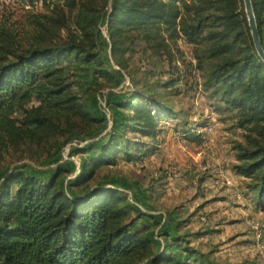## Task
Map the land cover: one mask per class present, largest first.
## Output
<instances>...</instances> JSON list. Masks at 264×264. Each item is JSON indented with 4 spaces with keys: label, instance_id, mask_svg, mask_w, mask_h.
Wrapping results in <instances>:
<instances>
[{
    "label": "trees",
    "instance_id": "obj_1",
    "mask_svg": "<svg viewBox=\"0 0 264 264\" xmlns=\"http://www.w3.org/2000/svg\"><path fill=\"white\" fill-rule=\"evenodd\" d=\"M13 1L30 8L40 2L44 10H27L22 24L0 16V160L10 149L49 144L50 153L63 143L52 145L53 138L105 125L88 97L104 83L118 87L123 75L131 89L122 86V95L107 101L123 118L116 125L111 119L103 140L69 149L81 158L65 183L72 165L58 164L47 178L23 165L0 170V264H217L176 229L164 231L165 242L156 248L148 231L135 227L145 213L127 193L90 181L99 168L143 146L128 134L152 138L160 121L177 118L155 92L156 83L148 84L146 73L136 77L130 55L140 49L172 61L177 40L184 38L205 45L194 54L200 69L210 64L204 86L238 112V125L248 132L233 168L247 180L254 205L264 208V61L254 48L243 0H98L100 7L97 0ZM251 3L264 48V0ZM65 10L74 14L73 28L60 37ZM102 11L104 42L117 69L106 66L97 40ZM81 65L91 66L99 80L85 91L75 71ZM175 249L186 258L176 260Z\"/></svg>",
    "mask_w": 264,
    "mask_h": 264
},
{
    "label": "rangeland",
    "instance_id": "obj_2",
    "mask_svg": "<svg viewBox=\"0 0 264 264\" xmlns=\"http://www.w3.org/2000/svg\"><path fill=\"white\" fill-rule=\"evenodd\" d=\"M50 2L60 4L62 0ZM99 3L97 0L94 5L100 7ZM27 10L38 13L44 8L40 2L30 8L13 0H0V16L6 15L14 22L22 24ZM64 13L65 26L59 32L60 37H65L73 28L74 14L67 10ZM98 21L101 55L109 69H117L104 42L107 40L105 12L98 15ZM204 46L180 38L177 40L179 51L174 52L172 61L164 57L155 59L140 49L130 55L136 77L146 73L147 83H156L155 92L177 118L160 121L159 132L152 138L128 134L132 139L141 140L143 146L132 149L129 156H119L114 166L99 168L90 185L106 182L124 190L130 201L145 213L135 222V227L147 230L156 248L165 242L164 231L176 229L185 234L189 246L209 253L217 264H264V208L254 205L246 188L247 180L233 168L238 163L236 154L240 145L247 143L248 132L238 125V112L227 109L205 88L210 64L205 63L200 69L194 58L195 52ZM75 71L81 90L98 84L91 66L81 65ZM123 78H119L118 87L111 88L104 83L88 97L93 111L107 120L105 125L83 130L66 140L53 138L52 145L57 140L63 143L50 153L45 152L49 144L44 148L10 149L0 160V170L23 165L27 171L47 178L58 164L72 165L74 171L63 176L65 183L77 171L81 158L79 154L66 153V145L74 141L77 145L101 141L106 137L111 119L116 125L123 118L122 113L111 110L107 104L122 95L119 93L122 86L123 90L131 89L129 79L125 75ZM173 253L178 261L186 258L179 249Z\"/></svg>",
    "mask_w": 264,
    "mask_h": 264
},
{
    "label": "water",
    "instance_id": "obj_3",
    "mask_svg": "<svg viewBox=\"0 0 264 264\" xmlns=\"http://www.w3.org/2000/svg\"><path fill=\"white\" fill-rule=\"evenodd\" d=\"M243 4L254 48L258 56L264 61V48L259 37L251 0H243Z\"/></svg>",
    "mask_w": 264,
    "mask_h": 264
},
{
    "label": "built area",
    "instance_id": "obj_4",
    "mask_svg": "<svg viewBox=\"0 0 264 264\" xmlns=\"http://www.w3.org/2000/svg\"><path fill=\"white\" fill-rule=\"evenodd\" d=\"M77 145V143L74 141V142H70V143H68L67 145H66V148H65V150H66V153L69 151V149H70V147L71 146H76ZM81 145H82V143H81Z\"/></svg>",
    "mask_w": 264,
    "mask_h": 264
},
{
    "label": "crops",
    "instance_id": "obj_5",
    "mask_svg": "<svg viewBox=\"0 0 264 264\" xmlns=\"http://www.w3.org/2000/svg\"><path fill=\"white\" fill-rule=\"evenodd\" d=\"M233 202H236V201L233 200ZM232 209H233V208H232ZM229 210H230V209H229ZM234 210H236V209H234ZM200 237H201V236H200ZM199 250H201V249L199 248ZM201 251L203 252V250H201Z\"/></svg>",
    "mask_w": 264,
    "mask_h": 264
}]
</instances>
